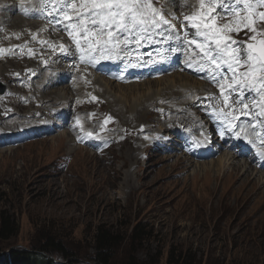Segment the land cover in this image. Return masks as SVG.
I'll return each instance as SVG.
<instances>
[{
    "label": "rangeland",
    "instance_id": "374dc122",
    "mask_svg": "<svg viewBox=\"0 0 264 264\" xmlns=\"http://www.w3.org/2000/svg\"><path fill=\"white\" fill-rule=\"evenodd\" d=\"M150 2L157 13L156 19L167 20L166 15L165 19L162 18L164 15L162 13L166 9L159 6V3L165 0ZM200 2L201 0H198L193 5L194 12L201 9ZM82 3L76 4L78 9ZM82 11L86 13L87 9ZM214 12L212 9V15ZM63 13H68L76 19L80 16V12H73L71 5L65 6ZM217 25L221 26L218 22ZM247 35L233 38L243 45L253 42L252 35L264 39V32L259 28L256 33L250 31ZM22 36L23 33L19 39H22ZM15 37L16 35L11 37L3 35L0 44L4 46L1 45L0 48L17 43L19 39L9 42ZM198 40L200 43L203 42L202 38ZM18 63L20 66L17 68L13 66L15 69L9 80L0 78V97L5 95L8 85L16 89L14 86L17 81L14 84V80L20 76L19 72L26 69L29 71L31 67L25 63ZM33 64L35 65V62ZM147 81H154V78L144 79L135 84H145ZM66 88H68L66 85L54 86L47 92ZM157 89L158 87H152L150 93H156ZM105 90L103 88L99 91L103 94ZM108 90L126 104L128 101L125 95L132 96L137 101L142 95L140 93L149 92L148 86L121 93L115 87ZM28 91L30 90L22 88V95L27 96ZM86 97L88 98L80 99L82 104L85 101L92 105L98 103L95 107L88 108L97 115L94 119L82 123L80 128L71 131L72 129L60 127L61 129L53 131L55 133L52 132V136L47 138L43 136L42 139L32 142L26 137L22 138L24 140L22 143L18 142L12 146L0 145V212L8 214L19 227V233L15 238L8 242H0L2 254H8L12 250L38 252L41 245L46 244L48 238H51L62 243L67 251L73 254L77 264H95L96 239L103 228L120 237L118 243L107 251L112 257L111 264H128L132 257L136 264H170L172 254L180 264H264V209H259L255 203L247 207L243 201L212 202L206 199L204 192L195 188L192 190V197L186 198L180 191L183 189L174 186L175 181L184 182L191 179L195 172H198L199 178H204V171L200 169L199 164L197 168V163H211L219 157L205 162L194 160L195 163L191 167H185V163L177 166V161L184 157L182 146L176 151L170 147L164 149L161 140L154 139L155 133L163 126L158 123L151 111L150 114L147 113L150 116L149 120L140 123L146 125L150 122L146 127L153 130L142 131L145 140L143 146L154 142V149L149 151L139 145L140 151L136 152L138 155L135 154L134 160L129 162L126 153L129 150L135 151L137 141H130L122 146L121 133L115 129L117 122L111 126L114 130H107L102 124L101 130L92 128L98 121L109 125L112 124V120H118L113 117L114 113L112 114L118 109L109 111L112 110L110 104L114 98L104 100L94 95ZM27 104L28 99H23L22 105ZM59 105L61 104L56 106ZM75 105L72 100L70 108L74 109ZM51 106L55 104L48 105L47 113ZM42 107L44 106L40 105L35 108ZM76 108L83 110L81 105ZM218 109L221 110V106ZM24 111L28 113L29 110H16L22 115ZM203 114L209 113L203 110ZM36 115L38 114L30 116ZM243 115L242 113L240 118ZM9 118L19 120L14 115L1 117L0 114V125L3 124V120L11 121ZM42 119L41 122H45V119L49 120V116L46 115ZM76 119L83 122L79 117ZM33 123L24 125V128L14 126L17 128L15 130L3 126L0 129L4 128L3 133H9L8 130L13 132L26 130V127L27 129L32 127ZM242 125L254 132L262 130L258 125L256 127ZM118 127L126 132L136 130L130 123L119 122ZM206 129L209 130V127L206 126ZM85 130L94 131V134L101 135L98 136L102 137L101 139L111 140L116 144L104 149L88 146H84L87 149H82L80 148L82 145L77 144V139ZM73 133L76 135L74 140L71 136ZM60 135L65 138L69 136L66 142L67 140L72 144L74 142L76 146L73 147L81 150L76 149L71 155L61 151L54 142ZM168 135L169 133L165 134V140H168ZM117 138L118 142L115 141ZM88 159L93 161L90 163ZM252 185L258 187L255 183ZM138 227L143 231L141 238L135 237ZM53 258L58 264L66 263L65 258L60 255Z\"/></svg>",
    "mask_w": 264,
    "mask_h": 264
},
{
    "label": "bare ground",
    "instance_id": "6f19581e",
    "mask_svg": "<svg viewBox=\"0 0 264 264\" xmlns=\"http://www.w3.org/2000/svg\"><path fill=\"white\" fill-rule=\"evenodd\" d=\"M84 1L0 0V38L3 35H8L9 37L16 35L13 40H9V42H14L21 37L22 33L24 34L22 39H19L17 43H12V45L6 48H0V78L2 80H9L13 75V69L20 66L18 62L31 65L29 71L26 69V71L23 70L24 72H19L20 76L14 80V84L17 81L14 86L16 89L8 85L7 92L0 97L1 117L10 114L19 120H14V118H9V120L11 119L9 122L3 120V124L0 127L3 126L14 130L19 127L24 128V125L32 124L35 120L33 125H37V123L43 121L44 118L42 119V117L49 116V120L45 119V122H41L37 126L32 125L28 129L26 127V130H16L15 132L8 130V132L10 131L9 133H3L4 128L0 129V145H15L18 143V141H14L17 136L30 138L33 142L42 139L43 136V138L52 136L55 133L53 131L57 129H72L71 131L78 129L82 126V123L95 118L97 113L88 108L95 107L98 104L96 102L92 105L86 101L82 104L80 99L88 98L86 96L92 95L104 100L106 98L109 100L114 98L110 104V109L112 110L109 111L112 112L113 109H118L117 112H112L115 115L113 117L118 118V120H112V124L109 125L93 121L95 125L93 123L94 126L92 128L100 129L102 124L105 129L114 130V127L112 128L111 126L117 122L115 129L121 133L120 141L122 144H120L122 146L130 143V141H137L134 148L135 151L130 152L129 150L126 153L129 162L134 160L135 154L138 155L136 152L140 149L139 145L140 147L143 146V141L145 140H143L142 131L146 130L150 132L153 130L146 127L150 122L146 125L140 123L149 120L150 116L147 113L150 114L152 111L158 123L163 126L155 133L154 139H160L164 149L170 147V149L176 151L179 145L189 139L191 133L194 135L191 142L184 145V151L186 152L184 157L187 158H180L177 161V166L185 163V167H191L195 163L194 160L205 162L210 161L214 157H219V159L211 161V163H197V168L199 164L200 169L202 168L204 171V178H199L198 172H195L191 179L189 178L184 182H174L176 188L180 186L183 189V191H180L186 198L192 197V190L195 188L204 192L206 199L212 202L235 201L239 203L243 201L244 205H248L247 207L255 203L259 209H264V161L256 155V148H260L261 145L255 135V133L261 130L254 132L242 125H245V122L249 121L251 122L249 125L261 127L264 125V117L258 115V107H252L248 110L249 115H243L240 118L242 113L239 112L237 105L233 104V107L237 108L235 114L240 118L237 121L238 129L240 127L245 128L248 138L255 142L256 147L254 148L243 138L239 140L235 139V137L229 138L230 134L227 133L226 137L221 139L218 135V130L222 125L219 121H213L211 118L214 117V112L220 111L218 109L219 106L225 111H231L232 109L224 108L223 97L220 94L218 83L220 77L214 76L212 72L207 70L198 71L197 69H200L205 63L203 54L175 40V36L177 35L184 40V33L194 32L190 26H183L182 18L177 23L176 16H186L185 20H187L189 16L199 15L201 9L196 12L193 11V5L198 0L191 2L189 0H165V2L159 3L160 7L166 9L162 13L164 14L162 18L165 19V15L168 16L167 22L171 26L168 24L161 25L158 34L161 35V38H157L156 40L158 43L147 47L142 45L131 46L130 44L122 46L121 58L114 61L112 67L106 66L107 62L105 61L97 64L95 67L88 63H80L71 42H64L62 33L70 38L68 35V31L70 30L68 25L77 23L78 19L72 18L69 21L65 17L63 9L67 5L78 4ZM221 3L223 7H219L217 10V14L220 16L217 22L221 26L224 23H230L235 19H239L235 15H230V13L233 8L241 10V5H235L234 0H221ZM25 9L28 12L27 16L23 14V10ZM259 12H264V7H258ZM241 15H247V13L241 10ZM254 27L264 32V22H261L259 18ZM249 32V30L244 29L239 34L233 33L232 35L233 37L248 36ZM169 36L172 39L169 40ZM61 44L69 49L67 54L61 53ZM174 48L179 49V51H171ZM172 54L176 56L172 57ZM160 56H164V62H154V59ZM137 57H140V59H137ZM186 59L190 61V64H185ZM34 62L35 65L33 64ZM8 63L9 65H4ZM132 64L140 66L132 67ZM222 71L229 77L227 69H223ZM148 78H154V81H147L145 84H135V82ZM129 80L132 81L129 85L116 84V82ZM21 83L23 84L18 85ZM60 85H66L68 88L47 92L54 88V86L58 87ZM106 85L110 90H113L115 87L120 93L148 86L149 92H139L142 95L137 101L132 96L125 95L126 101H128V104H126L124 101L117 99L113 95L115 93L112 94ZM154 86L158 87L157 92L151 94L150 90ZM22 88L30 90L27 96L22 95ZM103 88L106 90L101 94L99 90ZM63 92H65L64 96ZM229 94L233 97V100L236 98V93L230 91ZM253 95L255 94L246 92L244 102L253 103ZM32 96L36 98H32ZM23 99H28L26 106L22 105ZM72 100L73 104H76L74 109L70 108ZM50 103L55 104V106H51L47 113V107ZM58 104L61 105L56 106ZM40 105L44 107L41 109L35 108ZM78 105H81L83 110L76 108ZM17 109L20 111L27 109L29 111L28 113L24 111V115H22L21 112H16ZM203 110L209 114L204 115ZM35 113L38 115L30 116ZM78 117L83 122L79 121L80 123L77 124L76 118ZM119 122L121 124L130 123L136 130L129 132L120 130L118 127ZM135 123L138 125L136 126ZM206 126L209 127V131L205 130ZM210 128L212 133L210 132ZM202 132L207 136L213 134L214 139L212 143L208 144L209 142H207L204 148L199 149L194 144L197 140H204V135H201ZM89 133L94 134V131H89ZM168 133V140H165V134L167 135ZM82 135L83 133H81L77 140H81ZM99 135L97 134V136ZM71 136L73 140L76 138L74 133ZM68 138L69 136L65 138L63 135H60L58 139L53 141L56 143L57 148H61V151L70 155L76 149H87L84 146L80 148L73 147V145L76 146L74 142L73 144L71 141L68 142V140L66 142ZM115 141L118 142V138ZM114 144L112 143V146ZM144 148L149 151L153 150L154 142L143 146ZM88 161L91 163L93 159H88ZM253 183L257 184L258 187L252 185Z\"/></svg>",
    "mask_w": 264,
    "mask_h": 264
},
{
    "label": "snow or ice",
    "instance_id": "6c2138e0",
    "mask_svg": "<svg viewBox=\"0 0 264 264\" xmlns=\"http://www.w3.org/2000/svg\"><path fill=\"white\" fill-rule=\"evenodd\" d=\"M62 2V0H61ZM235 5H242L243 12L247 15H241V10L233 8L230 15H235V19L230 23H224L223 26L217 25L219 14L212 15V9L219 6L223 7L221 0H213L208 9L204 8V0H201V12L197 16H189L187 20L190 27L195 29V36L202 38V43H196L194 40L187 39V44H196V47L203 54L205 63L199 70H207L214 76L220 77L219 88L223 97L224 108L232 109L225 111L221 109L214 112L216 121L222 125L218 130L221 139L226 137V133L235 139H245L254 148L256 144L248 138L245 128L238 129L236 115L237 108L244 115H249L248 110L252 107H258L260 117H264V39H258L256 35L251 36V43L241 44L233 38V33L239 34L244 29L257 32L254 25L257 23L256 16L264 22V12H255V7H264V0H234ZM73 12H80L77 23L68 25L70 29L68 35L74 44L80 63H88L95 67L102 61H116L121 58L122 46L130 43V37L136 35L135 43L140 45L142 40H147L145 47L158 43L153 39L154 35L159 34L161 25H166L167 20H157V13L153 9L150 0H85L78 9L76 4H72ZM82 9H87L83 12ZM227 11V10H226ZM25 16L27 10H23ZM65 17L71 21L72 16L65 13ZM147 33V35H142ZM168 39H172L171 36ZM175 40L180 41V36H175ZM61 53L67 54V49L63 44L60 45ZM176 52L179 49H171ZM140 59V57H137ZM157 62L163 63V59ZM185 64L190 61L185 60ZM132 67H138V64H132ZM227 69L231 76L228 77L222 71ZM246 69V71H240ZM257 73L260 75L258 76ZM227 90L236 93V98L229 94ZM253 95V103L244 102L245 93ZM257 97L259 98L257 100ZM95 99V98H93ZM242 105V106H241ZM79 124V121L76 122ZM256 127V125H252ZM262 130L255 133L261 147L256 148V155L264 161V125ZM89 137L92 133L87 134ZM204 135V140L196 141V147H202L209 142V136ZM99 138V137H97Z\"/></svg>",
    "mask_w": 264,
    "mask_h": 264
},
{
    "label": "trees",
    "instance_id": "16d2710c",
    "mask_svg": "<svg viewBox=\"0 0 264 264\" xmlns=\"http://www.w3.org/2000/svg\"><path fill=\"white\" fill-rule=\"evenodd\" d=\"M19 233V227L15 220L8 214L0 212V242H8L15 238ZM143 233L140 227L135 231V237L141 238ZM46 244L41 245L38 252L12 250L8 254H2L0 250V264H58L55 262V255H60L65 258L64 264H77L73 259V254H70L62 243L57 242L55 239L48 238ZM120 240L119 236H114L110 232L100 229V233L96 239L97 256L95 264H111L112 257L109 256L107 251L116 245ZM170 264H180L175 260L173 254L170 257ZM128 264H136L132 257ZM192 264V263H190Z\"/></svg>",
    "mask_w": 264,
    "mask_h": 264
}]
</instances>
